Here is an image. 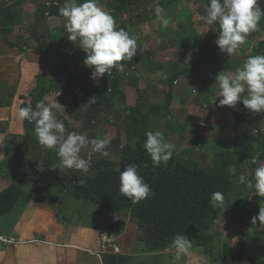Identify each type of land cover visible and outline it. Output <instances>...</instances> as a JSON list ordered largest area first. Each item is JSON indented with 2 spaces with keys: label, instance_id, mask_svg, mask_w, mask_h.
Instances as JSON below:
<instances>
[{
  "label": "crops",
  "instance_id": "0c3cea01",
  "mask_svg": "<svg viewBox=\"0 0 264 264\" xmlns=\"http://www.w3.org/2000/svg\"><path fill=\"white\" fill-rule=\"evenodd\" d=\"M16 1L0 0V8H8ZM176 1L178 0L170 4H163L161 0L154 1L156 6L159 4L164 8V14L170 20L169 25L162 31L159 20L149 19L156 7L153 1L146 2V7H133L131 14L117 15L115 10L108 12L113 16L118 29L123 28L137 38V51L131 60L123 63V72L113 68L98 81H94L90 78L92 70L83 63L86 54L79 48V40L71 42L67 37L68 33H65L66 18L61 15L45 16L43 13L44 16L39 17L41 13L37 12L38 7L41 4L51 7L50 0H18L20 4L14 8L18 13L17 25L13 32L7 34L0 31V235L12 236L17 240L13 244L0 242V264H172L175 255L173 248L162 251L144 249L145 244L140 239L143 234L139 226L140 219L134 217L131 211L114 214L89 200L75 196L73 184L82 172L63 168L68 182L56 183L41 190L43 177L35 173L34 166L37 165L38 170L44 169L42 167L46 154L56 162L58 157L54 150H46L37 142L34 132L31 134L29 152L22 164L16 166V151L25 142L28 133V122L18 120L16 113L20 107L31 105L35 108L37 102L43 101L52 106L58 120V114H61L68 122L73 123L74 132H87L90 139H110L108 155L105 157L111 159V142L118 135H121V142L128 137L126 127L123 128L125 131L111 136L113 131L109 126H104L103 120L111 114L107 101L100 106L104 110L96 121H90V117L94 119V113L90 117L86 113L94 102V90L103 86L107 80L113 79V86L119 92L126 93L127 103L131 106L137 105L138 101L135 99L131 102L130 94L139 96L138 89L145 91L147 103L151 104L150 108L155 115H159L157 120L152 116L153 126L156 131L157 123L160 127H165L161 126L164 123L170 128L169 134L161 130L160 132L173 145L177 154L191 151L193 141L199 140L201 144H205V141L216 139L214 129L213 135L209 134L213 127L223 133L220 134L221 137L230 128L234 132L229 106H219L220 98L216 103L209 100V96L218 94V89L213 85L215 79L210 88L207 84L199 88L197 84L204 78L197 74L192 78L182 74L175 83L170 110L163 116L158 114L157 108L154 109L164 105L170 88L168 79L173 73L188 66H193L191 69L196 73L199 56L208 55L209 51L213 53L214 46L219 50L215 44L218 26H209L201 19L206 12V3L199 0L186 1L187 7L190 6L198 18L194 25L203 35V39H198L197 33L192 31L196 29L181 14L185 12L186 4L182 7L179 2V8H173L172 4L177 3ZM130 16H133L132 19ZM182 21L186 22V26ZM3 27L0 26V29ZM53 29L65 37L64 46L74 51L72 54L57 56L53 64V71L57 74L52 72L47 54L51 39L49 32ZM150 34L152 37L147 38ZM254 42L249 48L244 43L232 56L219 50L223 59H213L214 67L209 74L212 75L214 69H217V74L221 71L234 72L237 67L242 66L249 54L254 53ZM194 55L197 61L192 64ZM67 70L70 73L65 77ZM50 82L52 87H49ZM216 105L223 113V118L228 120V116L230 117L231 123L227 127L222 128L214 121L208 126L205 109ZM233 136L235 138V132ZM175 141L183 143L177 145ZM87 153L89 156L84 155ZM96 154L99 153L93 151L91 145L82 148L80 152V156L90 162V158L93 160ZM242 218L241 215L233 213L231 219L234 220V226L240 227L238 220ZM118 220L126 224L123 230H119L116 225ZM155 221L149 220L150 226H146L147 235L153 242L165 236ZM152 224H156L158 229L151 228ZM105 237L114 240L108 249L102 247ZM230 244L233 246L218 238L213 243L214 248L216 247L214 253H206L204 248L193 246L179 264H252L253 259L242 255L237 249L238 245L235 246L231 241ZM261 246L255 257L264 250V241Z\"/></svg>",
  "mask_w": 264,
  "mask_h": 264
},
{
  "label": "trees",
  "instance_id": "16d2710c",
  "mask_svg": "<svg viewBox=\"0 0 264 264\" xmlns=\"http://www.w3.org/2000/svg\"><path fill=\"white\" fill-rule=\"evenodd\" d=\"M151 1L153 0H116L117 6L113 11L115 10L117 15L121 13L131 14L133 7L140 6L143 2L150 3ZM173 1L175 0H167L165 3L170 4ZM199 1L206 3L208 6L209 0ZM50 3L51 7L47 4H41L38 7L37 12L41 13L40 16L38 15L39 17L44 15H60L58 9L63 5L64 0H50ZM19 4L20 2L17 0L14 5L8 8H0V26H4L0 29L1 32L7 34L13 32V28L17 25L18 16L14 8H17ZM258 4L261 9H264V0H258ZM153 18H156L155 11H152L149 17V19ZM261 32H264V17L261 18L258 29L247 35L245 42L247 48L253 45L256 38L255 35L258 36ZM49 34L51 39L50 47L47 48V54H49L51 70L54 72L53 64L57 56L61 55V49L66 43L65 37L62 34L60 36L58 30L55 29L49 32ZM258 54L264 55V40L260 41L258 46L255 47L254 53L252 55L249 54V56ZM192 60V64L196 62L195 55ZM128 61H122L121 63ZM192 67L188 66L189 69H181V71L173 73L169 77L168 83L170 88L164 100V105L162 107L153 106L154 109H158V114L165 116L166 112L170 110L174 100L176 81L182 74H187L192 78L196 74L191 69ZM216 75L217 69H214L211 77L206 81L208 88H210V84ZM110 81L111 85L104 84L94 90V102L90 104L86 114L90 117L94 113V119L90 117V121H96L101 111L104 110V107L100 106L106 104V101L107 106L111 109L110 113L114 114L121 111L127 114L125 127L128 133V143L122 144L121 135L112 140L110 147L112 146L113 153L118 151V162L115 161L114 156L111 159H107L101 156L100 153L94 155L89 171L75 179L73 184L75 196L80 199H83V196H85V199L114 214L131 211L134 217L140 219L139 226L143 230L140 239L144 242V249L147 251H162L172 248V238L179 233L188 237L192 241L193 246L204 248L206 253H214L215 248L213 243L219 238V232L215 229L214 220L218 218L219 212L225 206L223 205V208L214 211L208 201L213 192L220 191L224 194L225 202L227 204L230 203L231 197L228 198V195L235 190H239L237 188L239 185L238 176L241 174L237 172L236 175H233L230 172L232 167L239 168L243 162L246 163L248 160H252L250 167L253 168L254 172V169L259 166V163L253 162L254 158H258L257 161L264 163V111L251 113L244 108L242 102H238L233 123L235 132L234 147L233 149L217 152L211 169H206L197 162L189 165L181 160L178 156L179 154L174 150L167 162H161L159 165L154 166L149 154L143 147L146 141L145 133L156 131L152 122V116L154 115L155 117L156 113L150 108L152 107L151 104L147 103L145 91L138 89V104L131 106L127 103L126 93L124 91L119 92L113 86L114 80L111 79ZM52 85V82H50L49 87H52ZM27 127L28 133L25 142L16 151V166L22 164L30 149L34 123L28 122ZM213 129H217V127H213ZM106 150L107 152L109 151V149ZM191 152L192 150L184 151L183 154ZM54 163L57 162L46 155L43 162V170L40 171L36 169L37 165L34 166L35 173L43 177L41 190L56 183L65 184L68 182L63 168L52 169ZM130 163L137 166L139 175L151 187L148 198L138 203H133L119 191V173ZM252 176L248 178L251 179ZM240 190L241 193L244 192V190ZM253 192L254 190L251 189L249 195L241 201L243 210L239 209V207L232 208L234 215L239 214L241 216L245 215L244 210L246 209L248 219L247 225L243 228L246 231H239V245L237 249L242 255L252 258V264H264V250H261L258 257H255L257 250L260 249L258 247L260 241L257 243L251 236H246L247 228L252 224V218L258 216L261 203L264 202V198L258 197ZM231 200L233 201L234 199L231 198ZM149 220H156L160 225L156 221L155 223L165 233V236L156 242H153L146 232V226H150L148 224ZM156 224H152L151 228L156 227L158 229ZM116 225L119 227V230H123L124 226H126L120 220L117 221ZM242 240H247L248 243L240 245ZM261 241H264V237L261 238Z\"/></svg>",
  "mask_w": 264,
  "mask_h": 264
},
{
  "label": "clouds",
  "instance_id": "9594fccd",
  "mask_svg": "<svg viewBox=\"0 0 264 264\" xmlns=\"http://www.w3.org/2000/svg\"><path fill=\"white\" fill-rule=\"evenodd\" d=\"M59 13L66 18L65 29L69 41L79 40V48L86 54L83 61L91 69V79L98 81L109 73L110 69L124 71L122 61L131 60L137 51V38L127 30L116 27L111 14L104 11L98 0H64L59 7ZM165 10L159 4L155 7V16L163 27L170 20L164 14ZM264 9L258 0H209L205 14L201 19L209 26H218V36L215 44L221 53L228 56L235 54L246 42L247 35L258 29ZM218 89L219 106L235 107L242 102L245 109L251 113L264 111V55L247 57L242 66L232 73L219 72L213 84ZM217 98L213 101L216 103ZM20 121L34 123L33 132L37 142L46 150H54L58 162L52 169L68 168L87 173L90 161L80 156L81 149L89 145L93 151L107 156L110 141L107 138H89L87 132H68L64 123L53 113L52 106L45 102H37L35 108L31 105L20 107L16 113ZM144 149L149 154L153 165L167 162L173 154V145L166 141L160 131L145 133ZM254 169L249 179L240 174L238 182L246 184L254 190L258 197L264 198V163ZM230 172L236 175V168ZM119 191L133 203L148 198L150 185L139 175L135 164H128L119 173ZM83 182V181H81ZM214 211L223 208L224 194L213 192L208 201ZM264 223V208L260 207L258 216L252 218V224ZM175 250L172 264H179L182 257L188 255L193 248L192 241L184 234H176L171 241Z\"/></svg>",
  "mask_w": 264,
  "mask_h": 264
},
{
  "label": "rangeland",
  "instance_id": "374dc122",
  "mask_svg": "<svg viewBox=\"0 0 264 264\" xmlns=\"http://www.w3.org/2000/svg\"><path fill=\"white\" fill-rule=\"evenodd\" d=\"M154 1H156V0H153V3H154ZM161 1L164 4L167 0H161ZM186 1H190V0H178V1H176L177 3L174 2L172 5H173V8L174 7L179 8V2L182 4V7H185V4H186L185 12H183L181 14L184 18L189 20L188 24H190V26H193L195 28L194 23H196L198 18L196 16V14H194V11L190 8V6L187 7L188 4L186 3ZM98 2H99V5L102 7V9L106 12H109V13L112 12L113 9L117 6L116 0H98ZM145 5H146V2H143L140 4V7H146ZM154 6H156V2L154 3ZM149 7H151V6H149ZM137 8H138V6L135 7V9H137ZM170 16H172V14H170ZM130 17L132 19L133 16H130ZM182 22L186 26V22L185 21H182ZM160 25L161 24H159V26ZM164 28L165 27L162 26L160 31H162ZM52 31H54V29ZM192 31L194 33L195 32L197 33L196 37L198 39H203V35L201 33V30L199 31V29H196V31H194L192 29ZM65 33L67 34V32H65ZM189 36L192 37L191 34ZM149 37H152V35L150 34L149 36H147V38H149ZM194 37H195V34H194ZM262 40H264V32H261L256 37L255 42H254L255 47H257L258 44L260 43V41H262ZM195 49L199 50L197 47ZM251 50H252V48H251ZM62 54H64V53L61 52L60 57L62 56ZM199 58H200V60L197 63L196 74L200 78H204V79H200L203 81L201 83L197 84V85H199V88H201L202 85L203 86L206 85V81H207V79H209V77L211 75V73L209 74V71L211 68L214 67V65L212 64L213 59H223V55L214 46L213 53H210V51H209L208 55H200ZM221 64H223V63H221ZM69 67H70V65H69ZM181 67H182V65H181ZM173 69H174V67H172V71H173ZM69 73H70V70L65 71V77L68 76ZM55 74H57V73L55 72ZM109 79H110V76H109ZM110 82L111 81L107 80L106 83H104V84L105 85H111ZM55 85H59V84H55ZM55 85H54V87H55ZM131 89H133V87H131ZM209 98H210L209 100L211 102H213L217 98V96L216 95L215 96H209ZM135 99H137V96H133V93H131L130 94V101L134 102ZM203 99H204V96H203ZM217 99H219V98H217ZM236 107H237V105L234 108L229 107V109H230L229 112L231 115V122L232 123H234V115L236 113L235 112ZM216 108L217 107H210L208 109H205L204 113L206 115H208V116L205 115V118L208 121V126L210 123H213V121H214L217 125H220L221 127H227L231 123L229 120L230 117L228 116V120L226 118H223V113L221 112L220 108H217V109ZM58 115L60 116V120L64 123L66 130L68 132H74L75 131V128H74L75 125L71 122H68L64 118L63 115H61V114H58ZM126 116H127V114L122 113L121 111H118V112H115L114 114L111 113L110 116L108 115L106 118L103 119L104 120V126L105 127L109 126V129H111L113 131V132H111L112 137L116 136L118 134V132L125 131V130H123V128L125 127ZM56 117H57V115H56ZM99 117L100 116H98V118ZM158 117H159V115H155V117H154L155 120H157ZM209 117L211 118V122H210ZM111 120H113L114 122H111ZM156 126H157V131L161 130V131H164L166 134L170 133V128L166 127V125L164 123H162L161 126H165V127H160V125L158 123L156 124ZM233 129H234V127H233ZM214 132L217 134L216 139L205 141L204 146H202L203 144H201L199 140H196V141L192 142V146H191L192 152L191 153L183 154V153L179 152L178 156L181 158V160L188 163L189 165H193L194 163L197 162L202 167H204L206 169H211L213 167V163H214V160L216 158L217 152H219V151L221 152L223 150L233 149V147H234V136H233L234 132L232 131V128H230L229 132H227V134H224L223 137L220 136V134H223V133H219L218 129H214ZM209 134L213 135L212 129L209 132ZM106 136L109 137V135H106ZM127 138L128 137H125L122 141V143L124 145L128 141ZM108 140L110 141V139H108ZM175 142L177 143V145H181L183 143V141H175ZM44 154H45V152H44ZM46 155L49 156V154H46ZM46 155H44V159H45ZM84 155L89 156V153L84 154ZM118 155H119L118 151L113 153V156H114L113 158L115 159L116 162H118V160H119ZM101 156H103L104 158H107L104 155H101ZM251 161L248 160L246 163L243 162L239 168H236V173L240 172L241 174H244L247 177L253 175V168L250 167ZM43 162H44V160H43ZM90 166H91V162H90ZM42 168H44V167H42ZM82 174H85V173H82ZM238 184L239 185L237 186V188H239V190H237V191L235 190V191L231 192L230 195H228V198L231 197L234 200L232 201L230 198L229 204H227L224 200L225 208L221 209V211L219 212V214L217 216L218 218L214 220L215 229L220 231L218 234V237L220 238V240L222 242L228 243V245L231 247L233 245L230 244V241L232 243H234L235 246L239 245V231H241V230L243 232L246 231L243 228H244V226L247 225L246 223L248 221L246 209L244 210L245 215H242L243 220L242 219L238 220V222H240V224H241L240 227L234 226V220L231 219L232 214H233L232 208H238L239 207V209H241L243 206L241 201H243V199L246 198L251 191V189H249L245 184H240L239 182H238ZM240 189L244 190V192L242 191L243 193H241ZM253 193L255 194V192H253ZM85 198L86 197L83 196L84 200H88ZM230 206H231V208H230ZM261 207L264 208V202L261 203ZM258 213H259V211H258ZM246 219H247V221H246ZM244 221H246V223H243ZM218 225H220V226H218ZM225 225H226L227 229H226ZM226 230H228V231H226ZM229 232H230V234H228ZM246 234H247L246 236H248V237L251 236L252 238H254V240L257 241V243H259L258 241H260V245L258 244V247L261 248L262 247L261 244L263 243L261 241V238L264 237V223L260 224L259 220H257L255 225L251 224L248 226ZM247 243H248L247 240H242V242H240V245L241 244L242 245L247 244ZM219 244H221V242H219ZM231 255H233V254H231Z\"/></svg>",
  "mask_w": 264,
  "mask_h": 264
},
{
  "label": "built area",
  "instance_id": "2783aa9c",
  "mask_svg": "<svg viewBox=\"0 0 264 264\" xmlns=\"http://www.w3.org/2000/svg\"><path fill=\"white\" fill-rule=\"evenodd\" d=\"M33 50H36V49L34 48ZM61 52L72 54L74 51L70 47H62ZM90 160L92 161V157L90 158ZM257 160L258 158L253 159L254 162ZM0 242L4 244H13V243H17V240L12 236L0 235ZM113 242H114L113 239L105 237L103 240V244H102L103 249H108L109 247H111L113 245ZM115 248L119 249L118 247H115Z\"/></svg>",
  "mask_w": 264,
  "mask_h": 264
}]
</instances>
